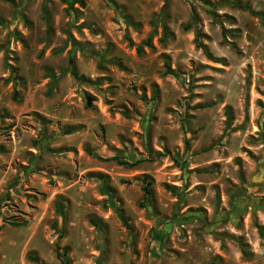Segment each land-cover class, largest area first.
<instances>
[{
  "label": "rangeland",
  "instance_id": "374dc122",
  "mask_svg": "<svg viewBox=\"0 0 264 264\" xmlns=\"http://www.w3.org/2000/svg\"><path fill=\"white\" fill-rule=\"evenodd\" d=\"M70 1L0 0V264H264V0Z\"/></svg>",
  "mask_w": 264,
  "mask_h": 264
},
{
  "label": "trees",
  "instance_id": "16d2710c",
  "mask_svg": "<svg viewBox=\"0 0 264 264\" xmlns=\"http://www.w3.org/2000/svg\"><path fill=\"white\" fill-rule=\"evenodd\" d=\"M63 1L67 2V3L69 4V6L72 7V3H73V1H70V0H63ZM192 19H193V20L195 19L194 14H192ZM148 41H149V39L147 40V43H148ZM136 50H137V52H140V51H141V47H140V45H138V46L136 47ZM68 71L70 72V74H71L73 77H75V78H78V77H79V76L77 75V72H76L75 68H74L73 65H72V62L70 63V66H69V68H68ZM169 73L174 74L171 70L169 71ZM52 77H53L55 80L58 78V76H54V75H52ZM110 159L115 160V161H116L117 163H119V164H124V165H130V164H131L129 161L125 160L124 158H121V157L118 156V155H113L112 157H110ZM142 180H143V183H144L143 188H142L144 195H145V196H146V195H150V188H149V185L151 184V180L148 179L147 176H143V177H142ZM15 224H19V223L16 222Z\"/></svg>",
  "mask_w": 264,
  "mask_h": 264
},
{
  "label": "water",
  "instance_id": "95a60500",
  "mask_svg": "<svg viewBox=\"0 0 264 264\" xmlns=\"http://www.w3.org/2000/svg\"><path fill=\"white\" fill-rule=\"evenodd\" d=\"M90 101H91V99L89 97H86V105L89 106L90 105ZM263 178H264V168L260 167L259 170H258V173L254 174L251 177V180L255 181V182H258V181L263 180ZM154 264H157V262H155Z\"/></svg>",
  "mask_w": 264,
  "mask_h": 264
}]
</instances>
